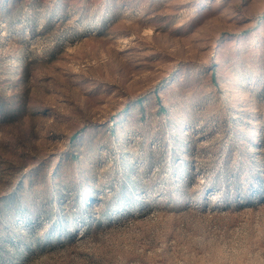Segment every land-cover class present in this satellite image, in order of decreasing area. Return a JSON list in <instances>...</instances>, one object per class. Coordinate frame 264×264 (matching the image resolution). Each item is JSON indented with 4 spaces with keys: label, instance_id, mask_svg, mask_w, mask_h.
Returning a JSON list of instances; mask_svg holds the SVG:
<instances>
[{
    "label": "rangeland",
    "instance_id": "374dc122",
    "mask_svg": "<svg viewBox=\"0 0 264 264\" xmlns=\"http://www.w3.org/2000/svg\"><path fill=\"white\" fill-rule=\"evenodd\" d=\"M0 264H264V0H0Z\"/></svg>",
    "mask_w": 264,
    "mask_h": 264
}]
</instances>
